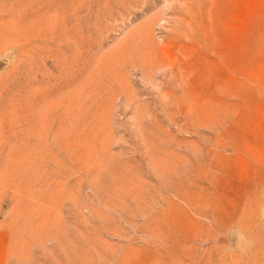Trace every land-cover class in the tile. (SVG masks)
Returning a JSON list of instances; mask_svg holds the SVG:
<instances>
[{
    "label": "rangeland",
    "instance_id": "obj_1",
    "mask_svg": "<svg viewBox=\"0 0 264 264\" xmlns=\"http://www.w3.org/2000/svg\"><path fill=\"white\" fill-rule=\"evenodd\" d=\"M0 264H264V0H0Z\"/></svg>",
    "mask_w": 264,
    "mask_h": 264
}]
</instances>
